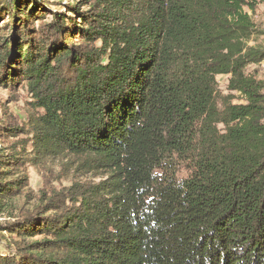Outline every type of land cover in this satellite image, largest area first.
Wrapping results in <instances>:
<instances>
[{
	"label": "trees",
	"instance_id": "1",
	"mask_svg": "<svg viewBox=\"0 0 264 264\" xmlns=\"http://www.w3.org/2000/svg\"><path fill=\"white\" fill-rule=\"evenodd\" d=\"M260 4L85 0L49 19L41 1L0 0V87L30 94L35 154L0 153V211L30 160L103 175L0 226V264H264ZM20 130L0 124V139Z\"/></svg>",
	"mask_w": 264,
	"mask_h": 264
},
{
	"label": "rangeland",
	"instance_id": "2",
	"mask_svg": "<svg viewBox=\"0 0 264 264\" xmlns=\"http://www.w3.org/2000/svg\"><path fill=\"white\" fill-rule=\"evenodd\" d=\"M49 8L47 10L48 18L51 19V13L54 10L67 11V6L71 4H82L85 0H38ZM62 3V4H61ZM249 13H251L249 11ZM253 20L256 24L255 34L249 41V46L264 50V4H260L253 14ZM7 21V20H6ZM5 21V22H6ZM5 22H2L4 25ZM248 73L256 76L264 82V60L258 64L248 66ZM219 91L223 95H229L231 92L227 89L229 76L219 75L217 77ZM264 93V90H263ZM235 103H242L244 100L239 93H234ZM30 94L26 88H21L13 93L0 87V124L11 123L12 127L25 129V132L19 131L16 136H11L5 140L0 139V153L4 152L9 146H20L19 149L26 148V155L30 159L33 153V145L28 134L27 121L30 109ZM14 125V126H13ZM82 159L75 156L60 157L59 159L49 158L45 165H38L34 160L28 161L27 174L28 186L24 193L18 195L10 203L6 204L3 211H0V226L7 225L10 222H16L27 211H31L36 205L48 199H53L73 186L74 184L98 183L103 178L100 171L91 169L81 164ZM7 241H15L16 237L7 230H1ZM5 243L0 244V251L6 252Z\"/></svg>",
	"mask_w": 264,
	"mask_h": 264
}]
</instances>
